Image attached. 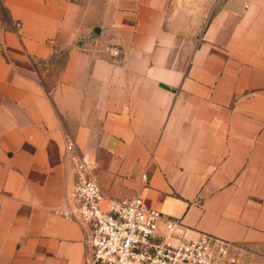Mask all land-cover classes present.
Here are the masks:
<instances>
[{"label": "crops", "instance_id": "obj_1", "mask_svg": "<svg viewBox=\"0 0 264 264\" xmlns=\"http://www.w3.org/2000/svg\"><path fill=\"white\" fill-rule=\"evenodd\" d=\"M169 2L0 0V264H96L91 229L54 214L67 140L106 196L264 247V0H225L194 36Z\"/></svg>", "mask_w": 264, "mask_h": 264}, {"label": "built area", "instance_id": "obj_2", "mask_svg": "<svg viewBox=\"0 0 264 264\" xmlns=\"http://www.w3.org/2000/svg\"><path fill=\"white\" fill-rule=\"evenodd\" d=\"M112 55L118 56L119 51L113 50ZM64 156L75 181L54 214L91 229L88 243L93 263L245 264L247 252L241 246L208 234L188 239L180 224L148 207L141 196H106L94 173V159L74 141L67 140Z\"/></svg>", "mask_w": 264, "mask_h": 264}, {"label": "rangeland", "instance_id": "obj_3", "mask_svg": "<svg viewBox=\"0 0 264 264\" xmlns=\"http://www.w3.org/2000/svg\"><path fill=\"white\" fill-rule=\"evenodd\" d=\"M224 1L225 0H170V15L173 18V22L177 24V32L179 34H184V36H194L202 32L207 22L221 8ZM113 50L117 49H112L111 53ZM60 61L61 60H59L58 64H60ZM56 74L57 66L54 71V75ZM244 261L245 264H264V247L251 254L246 253Z\"/></svg>", "mask_w": 264, "mask_h": 264}]
</instances>
